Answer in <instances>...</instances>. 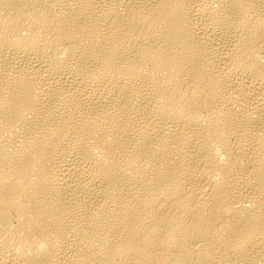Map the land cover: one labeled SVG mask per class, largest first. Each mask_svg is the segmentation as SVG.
Returning <instances> with one entry per match:
<instances>
[{"label": "bare ground", "instance_id": "obj_1", "mask_svg": "<svg viewBox=\"0 0 264 264\" xmlns=\"http://www.w3.org/2000/svg\"><path fill=\"white\" fill-rule=\"evenodd\" d=\"M0 264H264V0H0Z\"/></svg>", "mask_w": 264, "mask_h": 264}]
</instances>
